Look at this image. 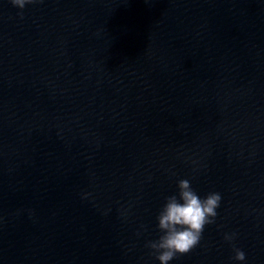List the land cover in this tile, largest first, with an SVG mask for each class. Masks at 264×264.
<instances>
[{
	"label": "water",
	"instance_id": "1",
	"mask_svg": "<svg viewBox=\"0 0 264 264\" xmlns=\"http://www.w3.org/2000/svg\"><path fill=\"white\" fill-rule=\"evenodd\" d=\"M190 181L222 199L199 244L172 264H264V0H244Z\"/></svg>",
	"mask_w": 264,
	"mask_h": 264
},
{
	"label": "clouds",
	"instance_id": "2",
	"mask_svg": "<svg viewBox=\"0 0 264 264\" xmlns=\"http://www.w3.org/2000/svg\"><path fill=\"white\" fill-rule=\"evenodd\" d=\"M32 2L33 0H10L12 6L19 10ZM221 199L220 192L212 191L201 196L189 179L178 180L175 193L165 198L155 218L160 235L146 244L159 264H169L199 244L205 226L216 221ZM235 235L225 234L224 240L231 242ZM233 250L234 261H245L243 250Z\"/></svg>",
	"mask_w": 264,
	"mask_h": 264
}]
</instances>
